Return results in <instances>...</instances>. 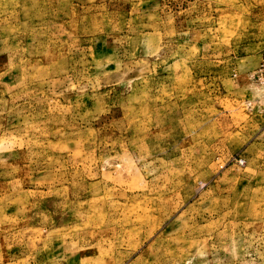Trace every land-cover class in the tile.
<instances>
[{"label": "rangeland", "instance_id": "rangeland-1", "mask_svg": "<svg viewBox=\"0 0 264 264\" xmlns=\"http://www.w3.org/2000/svg\"><path fill=\"white\" fill-rule=\"evenodd\" d=\"M264 0H0V264H264Z\"/></svg>", "mask_w": 264, "mask_h": 264}, {"label": "built area", "instance_id": "built-area-1", "mask_svg": "<svg viewBox=\"0 0 264 264\" xmlns=\"http://www.w3.org/2000/svg\"><path fill=\"white\" fill-rule=\"evenodd\" d=\"M253 78L255 79L256 82L264 85V57L261 60L257 69L255 70L253 74Z\"/></svg>", "mask_w": 264, "mask_h": 264}]
</instances>
